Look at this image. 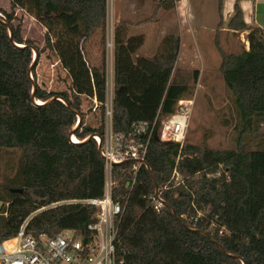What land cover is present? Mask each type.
Wrapping results in <instances>:
<instances>
[{"label":"trees","instance_id":"obj_1","mask_svg":"<svg viewBox=\"0 0 264 264\" xmlns=\"http://www.w3.org/2000/svg\"><path fill=\"white\" fill-rule=\"evenodd\" d=\"M10 1L46 30L45 48L36 46L39 57L32 66L35 97L45 103L32 100L34 43L14 24V12L0 10L14 41L24 45L15 46L0 21V150H7L4 158L18 159L0 165V242L17 235L24 223L37 238L63 228L85 229L94 208L68 201L100 196L104 184L97 142L82 141L104 134L106 127L107 0ZM154 1V12L176 6L174 0ZM224 2L218 0L219 28L224 25ZM131 26L127 20L116 24L113 45V128L125 139L134 123L174 113L199 78L197 69L182 74L175 69L178 33L166 35L157 54L135 57L145 35H132ZM226 27L237 34L249 30V49L240 52L223 49L215 35L218 71L237 112L238 146L214 149L152 136L145 156L152 173L142 165L130 192L117 264H243L227 253L247 264H264V29L245 20L239 0ZM96 33L103 51L99 63L92 64L85 46ZM45 50L68 75L63 89H47L38 81ZM53 96L67 99L71 107L59 99L47 104ZM71 108L83 117L75 130L78 116ZM71 133L80 141H71ZM249 136L253 148L246 143ZM132 164L127 160L113 166L122 193L132 180ZM156 186L164 201L159 207L153 199Z\"/></svg>","mask_w":264,"mask_h":264},{"label":"rangeland","instance_id":"obj_2","mask_svg":"<svg viewBox=\"0 0 264 264\" xmlns=\"http://www.w3.org/2000/svg\"><path fill=\"white\" fill-rule=\"evenodd\" d=\"M222 10L224 25L218 27V0H180L175 2L172 10L155 9L154 0H113L108 2L109 22L116 24L123 18H131L132 34L146 36L145 43L138 49L135 57L151 56L160 51L162 32H177L181 37V46L175 69L179 74L189 72L195 67L206 68L202 77L192 84V94L184 99L193 100L186 142L205 144L214 149H235L238 146V131L235 128L237 112L232 93L226 88L218 66L220 53L215 44V35L219 36L220 45L228 52H240L249 49V30L240 33L226 29V24L233 13V0H225ZM246 19L264 28V0H240ZM177 9V10H176ZM0 10L14 12V24L20 28L26 40H32L35 46L45 48L44 26L23 9L13 7L10 0H0ZM176 10V11H175ZM219 29V30H218ZM108 33V32H107ZM105 36L106 61H111L113 50ZM94 37H96L94 39ZM93 38V39H92ZM91 38L90 55L97 57L99 63L103 48L100 35ZM110 43V40H109ZM87 51V48H86ZM87 53V52H86ZM41 65L38 66V81L47 89H63L68 78L55 56L49 58L45 50L41 54ZM91 62V61H90ZM89 115V114H88ZM89 116L86 121H88ZM253 148L252 136L246 140ZM0 150V165L18 163V159L4 158ZM98 175L94 171L93 176ZM2 201L0 200V207Z\"/></svg>","mask_w":264,"mask_h":264},{"label":"built area","instance_id":"obj_3","mask_svg":"<svg viewBox=\"0 0 264 264\" xmlns=\"http://www.w3.org/2000/svg\"><path fill=\"white\" fill-rule=\"evenodd\" d=\"M109 1L113 0H107L106 34L108 36V33H111L107 40L113 50L115 27L112 20L109 22L108 19ZM193 102L191 99H180L174 113L166 116L158 113L152 121L134 123L131 138L125 139L113 128L112 55L111 61H106V127L104 134L95 133L93 136L97 144L100 143L102 147L101 156L104 160L102 194L68 201L80 202L84 206L94 208L90 222L82 230L63 228L56 235L43 234L39 238L28 233L24 223L17 235L0 242V264H117L116 249L121 221L139 169L144 165L143 160H146L150 139L158 135L160 140L175 141L182 145L186 140ZM95 105L94 108L98 106L96 99ZM73 136V142L80 141L75 135ZM127 160H133L131 168L133 177L127 185V193H122L114 179L113 166ZM153 199L157 207L164 204L160 193Z\"/></svg>","mask_w":264,"mask_h":264},{"label":"water","instance_id":"obj_4","mask_svg":"<svg viewBox=\"0 0 264 264\" xmlns=\"http://www.w3.org/2000/svg\"><path fill=\"white\" fill-rule=\"evenodd\" d=\"M0 21H2L3 23H5V24L7 25V27H8V32H9V34H10V37H11V40H12L13 44H14L15 46H17V47H24V45L19 44V43H17V42L14 41V39H13V30H12V27L8 24V22H6L5 20H3L1 17H0ZM31 49L33 50V54H34V56H33V63H32V65L30 66V69H29V77H30V79H31V81H32V100H33V102H34L35 104H37V105H41V104H44L45 102H44V103H38V101H37V99H36V97H35L37 83H36V81L34 80L33 75H32V66H33V64L37 61V59H38V57H39V52H38L36 46H34V45L31 46ZM56 99H59V100L63 101L68 107H71L69 101H68L67 99H64V98L61 97V96H53V97H51L50 99H48V100L46 101V103L48 104V103H50V102L55 101ZM71 109H72V111L76 112V113H77V116H78V123H77L76 127H74V129H73V130H75V129L80 125V123H81L83 117H82V115H81L78 111L74 110L73 108H71ZM73 134H74V133H71V137H70L71 141H72V136H73ZM94 134H95V133L90 134V135L87 136L82 142L92 140ZM155 139H159L158 135H155ZM159 140H160V139H159ZM98 151H99L100 155H102V147H101V144H100V143L98 144ZM143 164L147 167V169L149 170V172L152 173V169H151L149 163H148L146 160H143ZM12 191H13V192H22V189H12ZM156 194L159 195V187H158V186H156ZM173 213L176 214L174 210H173ZM193 230H194V231H197L198 229H193ZM203 232H204V231H203ZM204 233H205L207 236H209V234H207L206 232H204ZM227 254H228V255H231V256H234V257H238V258L242 261L243 264H247L246 261H245L242 257H240V256H238V255H235V254H231V253H227Z\"/></svg>","mask_w":264,"mask_h":264},{"label":"crops","instance_id":"obj_5","mask_svg":"<svg viewBox=\"0 0 264 264\" xmlns=\"http://www.w3.org/2000/svg\"><path fill=\"white\" fill-rule=\"evenodd\" d=\"M235 1L236 0H233V11H234V3H235ZM226 2V1H225ZM225 2H224V4H225ZM239 4H240V6L243 8L244 6H243V3H241V1L239 0ZM225 6V5H224ZM224 8V7H223ZM244 9V8H243ZM177 10V9H176ZM175 10V11H176ZM233 14V13H232ZM232 16V15H231ZM219 18H220V16H219ZM244 18H245V20L248 22V23H250L247 19H246V16H245V13H244ZM131 18H123V19H121L120 21H122V20H127V21H130V22H132L131 20H130ZM219 21H220V19H219ZM219 21H218V23H219ZM133 23L134 22H132V26H133ZM252 23H255V22H251V24ZM256 24V23H255ZM218 25V24H217ZM256 25H258V24H256ZM132 26H131V28H132ZM259 26V25H258ZM260 27H262V26H260ZM263 28V27H262ZM228 30V28H225V30ZM264 29V28H263ZM219 30V29H218ZM248 31V30H247ZM131 33H132V29H131ZM172 33H177V32H162V37L160 38L161 39V41H159L158 43H160V45H161V42H162V40H163V38L166 36V35H168V34H172ZM249 33V32H248ZM133 35V34H132ZM144 35V34H143ZM181 37V36H180ZM96 37H94V39H95ZM93 39V38H92ZM145 40H146V36H145ZM249 41V40H248ZM145 43V42H144ZM90 45H91V38L90 39H88L87 40V42H86V46H85V50H86V48H87V57H88V59H89V61H91V63L92 64H95L96 62H97V57L95 56V55H90V51H89V47H90ZM180 46H181V44H180ZM152 56V55H151ZM101 58V57H100ZM220 64V63H219ZM194 69H197V70H199V77H202V75H203V73H204V71H206V68H203V69H199V68H194Z\"/></svg>","mask_w":264,"mask_h":264},{"label":"bare ground","instance_id":"obj_6","mask_svg":"<svg viewBox=\"0 0 264 264\" xmlns=\"http://www.w3.org/2000/svg\"><path fill=\"white\" fill-rule=\"evenodd\" d=\"M38 101V103H42V101L41 100H37ZM74 137V136H73Z\"/></svg>","mask_w":264,"mask_h":264}]
</instances>
